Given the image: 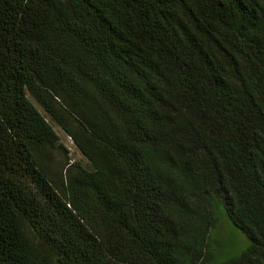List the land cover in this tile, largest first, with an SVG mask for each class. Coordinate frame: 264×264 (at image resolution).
I'll use <instances>...</instances> for the list:
<instances>
[{
	"label": "trees",
	"instance_id": "1",
	"mask_svg": "<svg viewBox=\"0 0 264 264\" xmlns=\"http://www.w3.org/2000/svg\"><path fill=\"white\" fill-rule=\"evenodd\" d=\"M0 264H264V0H0Z\"/></svg>",
	"mask_w": 264,
	"mask_h": 264
},
{
	"label": "rangeland",
	"instance_id": "2",
	"mask_svg": "<svg viewBox=\"0 0 264 264\" xmlns=\"http://www.w3.org/2000/svg\"><path fill=\"white\" fill-rule=\"evenodd\" d=\"M31 101L37 107V109L45 117H47V114L44 111V109L33 98H31ZM50 123L60 138V144L64 145L65 148L68 149V152H69V155L67 156L66 152H64L63 150H60V149L59 150H53L52 157L46 159V162L48 163L50 169L60 178H62V177L66 178L65 173L67 170V164L69 162L79 163L85 169L91 170L90 162L84 157V155L81 153V151L76 147V145L72 141V139L57 124H55L51 121H50ZM219 233L221 236H223V235L226 236L230 233L229 225H228V223H226L225 220L222 221V224H221L220 229H219ZM239 240H240L239 245H247L248 244L247 239L243 236H240ZM229 243H230V246L232 245L234 248L238 246L237 242L232 241V240L228 241V239H227L228 247H230Z\"/></svg>",
	"mask_w": 264,
	"mask_h": 264
}]
</instances>
